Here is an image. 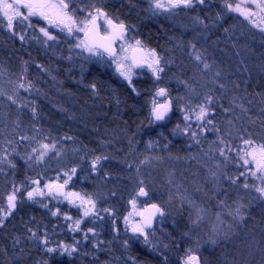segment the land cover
Listing matches in <instances>:
<instances>
[{
	"label": "rangeland",
	"instance_id": "obj_1",
	"mask_svg": "<svg viewBox=\"0 0 264 264\" xmlns=\"http://www.w3.org/2000/svg\"><path fill=\"white\" fill-rule=\"evenodd\" d=\"M142 1L146 3L150 15L174 18L183 26V30L191 32V41L180 45L174 55L161 57L157 54L161 58L160 67L164 69L159 73V79L146 63L141 69L132 68V82L146 78L153 84L149 102L151 122L154 126L172 124L173 136L184 143L187 157L172 161L170 166L175 171L167 167L168 177L166 179L165 176L164 180L159 177L162 165L158 159L154 160L151 156L147 159H138L134 171H131L132 174L128 173V179L136 183L138 189L134 191L130 202L117 212L110 206L113 197L101 193L103 180L96 178V169L94 171L92 168L89 175L83 173V169L72 165L74 160L70 155L60 151L58 143L48 142L38 134L27 136L22 132L24 129L19 127L17 120L20 116L24 114L34 118L36 105L44 101L33 85L34 82L39 81L41 72L36 71L38 74L36 77L29 76L28 69L23 67L19 77L8 79L0 75V93H2L0 104H3V107L9 106L13 113V122L7 123L1 119L0 139L14 133L16 140L24 144L19 148L17 141L11 142L8 138L7 141L0 142V183H2L0 208L7 209L8 195L14 188H19L16 193V209L3 220V226L10 221L17 207L28 209L32 227L27 234L28 240L38 246L37 255L42 260L43 257L82 260L86 258V253L92 256L90 259L93 260L102 253L100 247L105 245V251L116 247L122 253V258H126L124 250L130 245L138 244L151 254L158 255L163 262L171 260L176 264H184L190 251L191 254L199 257L200 264H235L231 260L220 258L226 256V253H231L232 256L243 253L245 256L249 253L247 262L250 260L255 262L260 253L254 251L251 246L241 245L251 228L252 213L248 212V209L250 211L252 208L254 213L264 212V198L255 191V187L262 186V181L257 178L260 173H257V177L252 176L250 171H255V164L250 163L245 166L241 159L244 151L251 149L243 142L250 138L246 135L242 122L246 117V113L243 112L244 99L236 84L238 80L245 85L248 71L242 69V62H239L228 71L230 76H227L224 68L222 69L224 65L222 56L225 54L223 50L219 51L216 46L211 45V42L217 44V41L210 42V36L222 27L223 20L230 18L233 23L229 28L234 34L230 40H233L234 44L228 42V45L233 51H237V56L247 52L245 60L249 64L253 59L250 57L253 50L264 52V32L254 27L253 23L239 12L230 11L226 4H231L233 8L239 4L257 13L252 20L258 24L264 23L260 19L264 13H259L250 0H227L218 7L221 11L220 17L213 12L209 13L211 11L209 0H205L203 5L197 3L192 8L179 7L169 11L156 9L153 0ZM104 3L106 4L107 0H73L69 11L75 9V18L81 21L88 18L90 11L95 14L93 6L103 9ZM21 11L26 13L27 10L21 9ZM30 20L31 27L28 26L27 21L21 23L17 19L14 21V28L10 30L6 19L0 13V30L6 33L10 40L22 42L24 48H29V45L42 48L49 56L62 59L67 65L74 66L81 60L104 64L129 86V82L117 72L114 63V60H119L126 65L132 64L131 54L136 48V40L126 30L124 39L118 40L116 56L108 59L102 54L91 55L82 46H77L81 41H85L83 31L74 30L72 35H68L66 30L62 31L60 27L49 25L38 16L31 17ZM97 24L102 35L110 30L103 18L98 19ZM41 27L47 29L56 38L48 40L40 32ZM222 33L223 40L224 29ZM21 36L23 40L20 39ZM148 51L143 47V56L147 55ZM197 53L201 56L199 61L195 59ZM204 63L209 65L207 69L204 68ZM20 84L24 87H19ZM161 88L165 89L163 96L157 95ZM9 96H12L16 103L9 100ZM209 97L210 103L207 99ZM153 101L157 106L165 103L169 105L168 115L163 122H157L152 115ZM49 105L54 108L50 103ZM201 106L209 109V115L204 121L196 119ZM186 115L187 120L184 118ZM207 120H212V124H208ZM45 143L54 144L55 148L47 153L43 161L36 162L35 157L38 155L40 145ZM254 144L259 146L261 143L254 142ZM33 149L38 151L33 153ZM221 149L224 150L225 156L220 155ZM143 150L149 154L152 148L144 146ZM30 156L32 159H29ZM17 168L23 171L33 169L35 174L41 172L36 178L18 182ZM73 168L76 169L75 174L71 173ZM68 175L72 178L64 186L66 193H79L85 199L90 197L95 204V208L87 216L84 215V211L90 207L89 205L81 206V201L75 197L55 198L49 195L48 189L45 188L48 184H63L68 179ZM233 179L236 181L235 184L232 183ZM34 180L39 183L34 184ZM146 180L149 181L151 188L145 186ZM245 183L251 187L244 188ZM141 187L148 193L146 197L148 204L157 205L164 213L162 216L158 215L153 230H145L149 234L147 243L144 236L131 230L133 225L141 223L145 207L148 205L141 203L145 200L138 195ZM36 188L42 189L45 195L35 196L34 199L29 200L27 193ZM133 200L136 201L135 206L132 204ZM34 212L37 213L36 219L33 217ZM53 213L57 214L53 215ZM2 216L3 213H0V217ZM77 220L81 221L78 231L75 230ZM1 229L2 227L0 231ZM33 232L38 238L32 237ZM45 238L49 241L47 245L41 243ZM163 239L169 243V245L166 243V247L163 245L165 242ZM62 244L75 247L76 251L72 252L71 256L66 253L61 255ZM48 247L56 248L57 251L49 253L46 251Z\"/></svg>",
	"mask_w": 264,
	"mask_h": 264
},
{
	"label": "trees",
	"instance_id": "obj_2",
	"mask_svg": "<svg viewBox=\"0 0 264 264\" xmlns=\"http://www.w3.org/2000/svg\"><path fill=\"white\" fill-rule=\"evenodd\" d=\"M226 1L209 0V13L213 12L220 17L218 7ZM102 10L114 22H122L126 26L125 30L135 40H140L143 47L155 50L161 57L174 55L180 45H185L192 39L191 32L183 30L176 19L150 15L142 0H107ZM223 22L222 27L211 34L210 42L217 41V44L211 42V45L216 46L219 51L223 50L225 55L222 56V69L224 68L227 76H230L228 71L239 62H242V69L248 71L245 85L238 80L236 84L245 105L243 112L246 117L242 122L246 132L243 131L252 141L264 144V52L253 50L250 56L253 59L249 64L245 60L247 52L237 56V51H233L228 45V42L234 44L230 40L234 34L229 28L233 21L227 18ZM223 29L225 34L222 40ZM77 63L79 64L74 66L67 65L64 60L54 59L47 51L34 45L24 48L22 42L10 40L0 30V75L8 79L19 77L23 67L28 69L29 76L36 77V71L41 72L39 81L33 85L44 101L36 105L34 118L22 114L17 120L19 127L24 129L22 132L27 136L38 134L48 142L58 143L60 151L73 158L72 165L83 169L82 172L88 175L92 171L93 158L102 157L96 167V178L103 180L101 193L113 197L110 206L118 212L130 202L134 191L138 189V185L128 179V173L132 174L138 159H147L149 156L154 160L158 159L162 165L159 177L164 180L166 168L175 171L170 164L187 157V149L182 141L174 138L172 124L154 126L151 122L149 102L153 84L149 79L134 81L129 87L104 64L84 60ZM92 85H95V89ZM132 87H135V92ZM12 118L9 106L3 107L0 104V121L4 119L11 123ZM7 138L11 142L17 141L19 148L24 146L16 140L14 133L0 139V142L7 141ZM144 146L152 148L149 154L143 150ZM40 172L35 174L33 169L23 171L17 168L16 180L26 182L38 177ZM145 186L151 188L149 181L146 180ZM141 203L148 204V201L145 199ZM27 212L28 209L17 207L10 221L2 227L0 264H176L171 260L163 262L158 255L151 254L138 244L130 245L124 250L126 258H122V253L116 247L105 251V245L100 247L102 253L93 260L88 253L82 260L55 257L44 259L41 253L43 261L37 255L38 246L28 240L27 234L32 227L29 219L31 215ZM248 212L252 213L251 228L241 245L251 246L260 256L256 253L258 258L255 262H247L249 253L245 256L244 253L234 256L226 253V256L220 258L231 260L235 264H264V212L254 213L252 208ZM36 214L33 213L35 219ZM166 243L169 245L165 241V247Z\"/></svg>",
	"mask_w": 264,
	"mask_h": 264
},
{
	"label": "snow or ice",
	"instance_id": "obj_3",
	"mask_svg": "<svg viewBox=\"0 0 264 264\" xmlns=\"http://www.w3.org/2000/svg\"><path fill=\"white\" fill-rule=\"evenodd\" d=\"M73 0H0V13H2L3 18L7 21V27L11 30L14 28V21L17 19L20 20L21 23L24 21L28 22V26H32V22L30 20L31 17L38 16L41 19L47 21L49 25H54L60 27L62 31L66 30L68 35H72L73 31H83L86 37L85 41H81L77 46H82L85 51L90 53L91 55H100L102 52L107 53L109 56H115V49L112 45L115 43L117 39H124L125 33V25L120 23H114L112 19L108 17V14L104 12L100 7H94V12L88 13V18L77 21L75 18V9L69 11L70 6ZM251 3L255 5V7L259 10V13H264V0H250ZM154 7L156 9H162L164 11H169L172 8H192L195 4L203 5L205 0H153ZM230 11L239 12L241 15L245 17V19L249 20L250 23H253L254 27H258L261 32H264V23L258 24L252 20V17L257 15V13L243 8L241 5L237 4L235 8L232 7L231 4H226ZM21 9H26V13L22 12ZM103 18L105 24L108 26L110 31H107L104 35H101L99 31V25L97 24V20ZM261 21L264 22V16L260 17ZM78 25H83L82 27ZM40 32L48 39L54 40L56 37L51 35L49 31L43 27L40 28ZM23 40V36L20 37ZM136 48L134 51H142L143 46L140 40H136ZM193 47H195L193 45ZM195 59L197 61L201 60V56L199 53L195 55ZM160 60L161 58L157 55L155 50H149L147 55L140 57L137 59L133 57L132 64L126 65L119 60H114L116 63V70L117 72L129 82V86H132V68L133 67H140L144 63L152 70L153 74L159 79V73L162 72L164 69L160 67ZM209 65L204 63V68L207 69ZM19 87L23 88L24 85L20 84ZM31 87V86H29ZM95 89V85L91 86ZM132 91L135 92V87H132ZM2 94V93H0ZM157 95L163 96L165 95V89L161 88ZM13 103H16V100L13 99L12 96L8 97ZM208 102H211V98H207ZM169 110V105L167 103L156 105V102L153 101V110L152 115L155 120L160 121L163 120L165 115ZM34 111V110H33ZM209 115V109L206 106H201L199 113L196 114V119L198 121H204L205 118ZM185 120L188 119L186 115ZM208 124H212V120H207ZM195 136V133H193ZM22 139H27V137H22ZM70 139V137H69ZM198 142V141H197ZM244 144L250 147V151H244L241 159L245 166L249 165L250 163L255 164V171H250V174L254 177H257V173H260V176L257 178L262 181V186L255 187V191L259 193L260 197L264 198V144H260L259 146H255L254 141L251 139H245ZM223 143V141H221ZM55 148V145L49 144H41L40 150L33 149V153L38 151V155H36L35 159L36 162L43 161L44 157L47 153ZM220 155L225 156V152L223 149L220 150ZM250 157V159H249ZM29 159H32L30 156ZM102 157H96L92 161V168L93 170L96 169L97 165L100 163ZM103 159H107V157H103ZM76 169H71V173L75 174ZM243 175V173L241 174ZM72 176L68 175V179L63 182V184L52 185L48 184L45 185V188L48 189V194L52 195L55 193L56 195H64L65 198L75 197L81 201V206L89 205L90 207L86 208L84 211V215H89L93 209L95 208V204L90 197L85 199V197L81 196L79 193H64L63 188L67 185L68 181L71 180ZM235 180H232V183L235 184ZM34 184H38L39 181L34 180ZM141 183H143L141 181ZM244 188L251 187L249 184L245 183L243 185ZM19 191V188H14L13 192L8 195L7 197V209L0 208V213H3V216L0 217V227H3V220L7 219L8 215H10L16 209V200L17 196L16 193ZM45 195L44 191L40 188L33 189L27 193V198L29 200L34 199L35 196H43ZM139 196H147L148 193L145 191L143 187L139 189L138 192ZM72 202V201H70ZM136 201L133 200L132 204L135 206ZM152 209L154 210L149 216L145 217L140 224H135L132 226V232L138 233L141 236H144L145 242H148V233L145 231L146 228H150L152 226V219L156 213H159L161 216L164 213L161 211L157 205L153 204ZM107 211V209H105ZM237 214H239V208H237ZM57 213H53L56 215ZM143 215V214H141ZM66 219H71V217H66ZM127 222V218H126ZM81 221H75V230H79ZM31 231V229H29ZM89 231H92L89 229ZM33 238L36 237V233H32ZM85 239L87 236L85 235ZM41 243L47 245L49 241L45 238ZM127 243V242H125ZM62 249L61 255L67 254L71 256L72 252L76 251L75 247L69 245H60ZM46 251L49 253H54L57 251L56 248L48 247ZM184 264H200L199 257L197 255L191 254L187 256Z\"/></svg>",
	"mask_w": 264,
	"mask_h": 264
},
{
	"label": "water",
	"instance_id": "obj_4",
	"mask_svg": "<svg viewBox=\"0 0 264 264\" xmlns=\"http://www.w3.org/2000/svg\"><path fill=\"white\" fill-rule=\"evenodd\" d=\"M99 31H100V27H99ZM110 31V30H109ZM101 33V32H100ZM102 35V34H101ZM85 40H86V37H85ZM118 40L119 39H117L116 41H115V43L112 45V47L115 49V53H117V45H118ZM104 57H106V58H108V59H112V58H114L113 56H109L107 53H101ZM143 56V53H142V51H134L132 54H131V61L133 60V57H136L137 59H139L140 57H142ZM144 67V64L142 65V66H140V67H134L135 69H141V68H143ZM167 115H168V112H167V114L165 115V117H164V119L163 120H160V121H157V122H163L164 120H165V118L167 117ZM63 192L64 193H66V189H65V187L63 188ZM52 196L53 197H55V198H58V199H60V198H63L64 197V195H56L55 193H53L52 194ZM140 198H142V199H146V197L147 196H139ZM153 204H149V205H147L146 207H145V213H144V215H143V217H142V219H141V222H142V220L145 218V217H147V216H149L154 210L152 209V206ZM158 215H159V213H156L155 214V216L153 217V219H152V226L150 227V228H146L145 230H148V231H151V230H153L154 229V227H155V224H156V221H157V219H158Z\"/></svg>",
	"mask_w": 264,
	"mask_h": 264
}]
</instances>
